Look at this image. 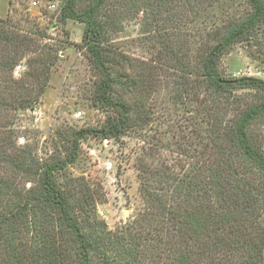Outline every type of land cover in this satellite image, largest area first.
Masks as SVG:
<instances>
[{
	"label": "trees",
	"instance_id": "trees-1",
	"mask_svg": "<svg viewBox=\"0 0 264 264\" xmlns=\"http://www.w3.org/2000/svg\"><path fill=\"white\" fill-rule=\"evenodd\" d=\"M134 7L156 22L148 61L114 44ZM58 16L84 25L86 98L105 118L58 130L63 149L47 159L21 145L17 114L36 109L60 48L29 13L0 17V264H264V79L222 65L253 46L264 0H63ZM158 107L160 120L175 111L162 126ZM143 132L142 208L111 230L99 191L69 167L88 137Z\"/></svg>",
	"mask_w": 264,
	"mask_h": 264
},
{
	"label": "rangeland",
	"instance_id": "rangeland-1",
	"mask_svg": "<svg viewBox=\"0 0 264 264\" xmlns=\"http://www.w3.org/2000/svg\"><path fill=\"white\" fill-rule=\"evenodd\" d=\"M62 2L63 0H0L1 18L9 15L22 18L29 13L36 26L39 25L48 32L46 41L60 48L61 59L54 68L50 84L36 109L19 111L15 119V128L24 139H20L19 143L30 144L43 159L55 154L57 149H63L62 143L58 141V130L98 126L105 118V114L90 106L86 98L94 77L88 60L77 46L82 40L84 25L72 19L66 25L60 22L58 15ZM52 3L57 7L51 8ZM139 9L133 8L131 16L123 21L122 30L114 33L113 40L133 60L148 61L153 53L150 37L156 22L151 13ZM24 24L32 27L31 22L24 21ZM173 27H178V24ZM184 29L185 27L182 30ZM65 30L69 32L68 35ZM252 41V47L238 43L223 57L222 65L227 75H254L264 79L263 24L253 32ZM174 112L167 111L166 114ZM157 116L156 123L163 122L160 126L166 123L168 116L160 120V107L157 108ZM178 121L181 120L177 119ZM261 131L264 139V125ZM152 135L151 132H143L120 139H107L108 142L105 141L106 138L88 137L81 143L79 160L69 167L72 175L86 178L99 191L102 199L98 203L97 212L111 230L124 225L142 208L138 171L134 164L145 146L144 140ZM57 142L60 146H55ZM93 149L96 153H91ZM164 154L170 156V151ZM107 161L113 163L110 171L105 168ZM125 212H128L127 216Z\"/></svg>",
	"mask_w": 264,
	"mask_h": 264
},
{
	"label": "built area",
	"instance_id": "built-area-1",
	"mask_svg": "<svg viewBox=\"0 0 264 264\" xmlns=\"http://www.w3.org/2000/svg\"><path fill=\"white\" fill-rule=\"evenodd\" d=\"M36 4H37V1L34 2V5H36ZM50 7L56 8L57 5L55 3H52V4H50ZM24 69H25V67L23 65H18L16 70H15V75H17V76L20 75ZM78 114L80 115L81 113H78ZM21 140L23 141V139H21ZM105 141L108 142L107 139ZM91 153H96V150L95 149L91 150ZM112 166H113L112 161L105 162V168L108 171H110L112 169Z\"/></svg>",
	"mask_w": 264,
	"mask_h": 264
},
{
	"label": "water",
	"instance_id": "water-1",
	"mask_svg": "<svg viewBox=\"0 0 264 264\" xmlns=\"http://www.w3.org/2000/svg\"><path fill=\"white\" fill-rule=\"evenodd\" d=\"M124 214L127 216L128 215V212H125Z\"/></svg>",
	"mask_w": 264,
	"mask_h": 264
}]
</instances>
